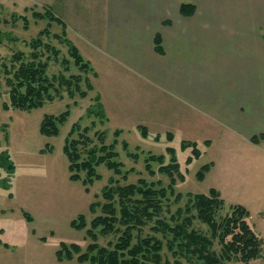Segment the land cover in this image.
Listing matches in <instances>:
<instances>
[{
  "label": "rangeland",
  "instance_id": "374dc122",
  "mask_svg": "<svg viewBox=\"0 0 264 264\" xmlns=\"http://www.w3.org/2000/svg\"><path fill=\"white\" fill-rule=\"evenodd\" d=\"M46 3L61 23L69 24L65 27L55 20L50 26L51 32L59 33L64 27L66 36L79 46L83 56L87 53L78 34L79 29L74 30L71 26L81 27L83 21L88 22L85 17L93 20L104 6L100 0H0V151L6 150L14 165L12 172L0 166V264H90L89 260L79 259V253L72 249L75 243L80 247L79 252H83L89 243L85 229L72 226V221L81 214L90 220L101 213L96 202L103 201L101 190L113 171L100 164L97 168L101 176L91 185L70 178L63 145L71 125L79 119L82 127L95 122V129L104 130L109 142L115 137L114 131L121 130L115 150L118 159L124 163L123 170L132 167L134 172H130L127 179L116 175L120 183L136 182L144 177L160 179L167 185L164 175L156 172L150 176L146 172L145 153L163 154L162 164L174 158L183 177L177 176L172 186L183 197L171 205L172 211L184 205L187 193L206 194L214 189L226 203H238L248 209L249 222L264 242V141L258 139L257 145L249 146L240 138L224 134L231 141L224 142L220 139L222 133L214 127L205 126L204 131L194 129L188 132L174 124L169 125L168 118L164 116L160 117L167 122H156L159 117L153 115L154 111L145 115L134 107L109 109L100 98L102 106L105 103L109 110L106 112L103 106L105 120L101 123L97 115H86V109L95 102L92 97L100 95L97 89L83 98L77 94L71 97L61 89L62 98L56 97L31 110L4 107V102L8 103L9 99L2 63H9L13 51L22 50L25 54L30 51L27 41L48 22L46 18H34L33 12H45ZM21 15L27 19L26 27ZM44 41L59 48L58 59L64 57L68 66L64 71L62 63L52 60L47 68L48 75L58 76L63 72L68 75L78 71L63 42L55 38H44ZM87 76L92 83L93 75L89 73ZM104 78L95 80V86H100V81L104 84ZM138 100L130 97L134 105ZM65 110L69 115L60 125L58 134L40 132V123L45 115H58ZM123 112L130 114L120 115ZM141 126L146 128L145 133ZM189 135L196 142L189 140ZM123 141L127 142L129 151H143L138 152L136 161L127 156ZM206 163L209 168L199 179L197 172ZM157 165L154 163V168ZM93 202L96 205L91 209ZM194 225L203 232H209L207 225L198 220ZM99 242L103 244L106 239L100 238ZM63 246L72 250L70 258L65 256ZM215 248H218L217 244Z\"/></svg>",
  "mask_w": 264,
  "mask_h": 264
},
{
  "label": "trees",
  "instance_id": "16d2710c",
  "mask_svg": "<svg viewBox=\"0 0 264 264\" xmlns=\"http://www.w3.org/2000/svg\"><path fill=\"white\" fill-rule=\"evenodd\" d=\"M45 8L43 13L33 12L34 18H46L48 22L27 41L30 51L27 54L22 50L13 51L9 63H2L9 99L3 104L5 108L31 110L40 107L46 101L61 97V89L71 97L77 94L81 98L93 90L87 74L95 76L94 69L66 36L63 27L59 33L51 32L50 26L55 20L62 23L50 7ZM193 10L190 2H181L182 14H190ZM21 17L26 27L27 19L23 15ZM44 38L63 42L78 71L66 75L61 70L63 73L58 76L48 75L47 68L52 60L62 63L64 71L68 70V66L64 57L58 59L59 48L44 41ZM92 100L95 102L86 109V115H97L103 123L104 108L100 97L95 95ZM68 115V110L58 115H45L40 123V132L58 134ZM79 120L71 125L63 145L70 178L91 185L101 176L97 168L100 164L113 171L101 190L103 201L96 202L101 213L90 220L81 214L72 221V226L85 229L89 239L83 252H79V245H72V249L79 253V259L89 260L90 264H263L260 261L262 240L251 226L245 206L228 204L217 191L211 189L206 194L187 193L184 205L172 211L171 205L183 197L172 186L177 176L183 177L174 158L162 164L163 154L145 153L146 172L150 176L156 172L164 175L167 185L162 184L160 179L148 180L144 177L136 182L120 183L116 175L127 179L128 174L134 172L132 167L123 170L124 163L118 159L115 150L121 130H115V137L109 142L104 130L95 129V122L82 127ZM140 129L145 133L144 126ZM90 132L92 135H89ZM123 147L133 161L139 153H143L129 151L126 141H123ZM195 153L198 155L199 151L196 149ZM154 163L158 164L157 168H154ZM0 166L9 172L14 170L6 150L0 151ZM207 168L208 163L197 172L199 179ZM96 203L90 204L91 209ZM195 220L207 225L209 232L196 228ZM100 238L106 239V242L100 243ZM63 249H66L65 256L70 258L72 250H67L66 246Z\"/></svg>",
  "mask_w": 264,
  "mask_h": 264
},
{
  "label": "crops",
  "instance_id": "0c3cea01",
  "mask_svg": "<svg viewBox=\"0 0 264 264\" xmlns=\"http://www.w3.org/2000/svg\"><path fill=\"white\" fill-rule=\"evenodd\" d=\"M100 1V14L71 27L109 109L154 111L156 122L188 132L214 127L224 142L264 141V0H185L190 14L180 12L184 0Z\"/></svg>",
  "mask_w": 264,
  "mask_h": 264
}]
</instances>
